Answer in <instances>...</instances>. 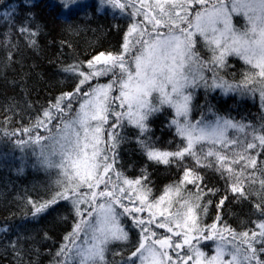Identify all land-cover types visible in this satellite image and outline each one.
Masks as SVG:
<instances>
[{"label":"snow or ice","instance_id":"1","mask_svg":"<svg viewBox=\"0 0 264 264\" xmlns=\"http://www.w3.org/2000/svg\"><path fill=\"white\" fill-rule=\"evenodd\" d=\"M89 7L58 0V18L72 32L70 18ZM92 7L124 21L121 42L64 64L67 86L44 104H27L26 124H14L19 103L4 107V138L38 153L52 177L43 197L22 198L21 219L38 220L63 204L53 264H264V116L245 123L197 101L217 91L258 95L264 109V0H98ZM17 9L3 12L5 67L18 62L21 39L35 48L41 34L31 12L15 21ZM232 61L239 73L229 71ZM159 116L171 133L166 146L150 127ZM133 138L146 157L139 172L120 154ZM153 165L175 178L157 187ZM207 170L223 181L222 195L206 183ZM229 196L252 210L236 227L221 214ZM30 243L19 233L4 251L16 264H33Z\"/></svg>","mask_w":264,"mask_h":264},{"label":"trees","instance_id":"2","mask_svg":"<svg viewBox=\"0 0 264 264\" xmlns=\"http://www.w3.org/2000/svg\"><path fill=\"white\" fill-rule=\"evenodd\" d=\"M84 2L90 7L86 12H79L70 18L74 31L68 32L67 22L58 18V0H27V4L25 0H0V41L4 40L3 33L9 27L3 12L10 7L18 5L19 15L15 16V21L21 20L26 13L31 12L35 22L41 27L38 46L30 47L21 39L16 56L18 62L8 67L4 66V49L0 44V121L3 120L5 105L19 103L20 108L17 111L20 115L14 119V124L19 126L21 118L26 124L30 112L27 104H44L46 98L57 95L61 88L67 86L68 81L61 70L64 64L72 62L76 56L83 59L86 53L109 49L121 42L122 35L117 25L122 29L124 21L119 16L114 17L109 9L95 12L92 6L98 5V0ZM17 38L18 33H14L13 42ZM62 41L70 42L73 47L62 45ZM232 63L236 67L230 68L229 71L239 73L240 62ZM197 101L201 106L211 105L221 114H229L245 123H259L261 116H264L258 95L255 98L223 96L217 91L211 93L207 100L200 94ZM150 127L154 137H159L160 143L166 146V142L171 139V133L166 127L165 118L157 117ZM120 154L130 171L139 172L140 168L145 166L146 157L141 155L134 138L121 146ZM37 155L38 153H33L30 148L22 150L17 147L13 139L4 138L0 132V264H16L13 253L10 249L5 252L4 246L8 239L15 240L19 233H26L31 237L29 255L33 264H53V254L65 227L61 220L65 215L63 204L38 220L21 219L25 214L22 211V198L26 195L43 197L51 184L52 177L39 167ZM147 163L151 165V162ZM148 170L151 180L160 188L175 178V172L165 165H153ZM204 175L206 183L220 189L222 195L223 181L218 175L212 170H207ZM218 199L219 196L214 198ZM209 211L210 216H214L215 206H210ZM251 211L248 203L229 196L221 214L230 225L236 227ZM5 221L13 225L12 231H3ZM45 232L51 239H44Z\"/></svg>","mask_w":264,"mask_h":264}]
</instances>
